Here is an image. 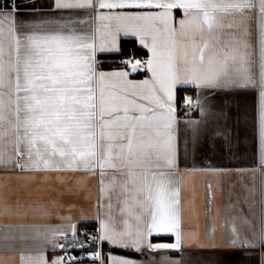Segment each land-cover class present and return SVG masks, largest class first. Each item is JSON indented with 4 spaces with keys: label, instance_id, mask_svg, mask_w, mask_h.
<instances>
[{
    "label": "snow or ice",
    "instance_id": "snow-or-ice-1",
    "mask_svg": "<svg viewBox=\"0 0 264 264\" xmlns=\"http://www.w3.org/2000/svg\"><path fill=\"white\" fill-rule=\"evenodd\" d=\"M20 5L41 11L36 0H0V167L56 174L61 183L79 172L95 176L99 225L90 244L75 223L4 225L0 241L38 242L35 254L21 253V264H80L82 257L69 255L75 248H95L93 264H140L133 254L178 250L195 235L184 231L178 126L196 138L200 121L178 119V97L204 115L206 96L254 92L264 169V0H52L67 15L31 21L18 18ZM127 38L146 50L143 57L127 52ZM100 53L126 58L104 71ZM187 88L197 90L195 98L180 96ZM245 191L259 218L241 215L240 228L233 218L223 243L247 256L264 249V186L259 201L255 185ZM0 209L18 214L22 205L0 199ZM162 235L174 242H152ZM206 240L211 246L207 228ZM49 245L63 255L50 259Z\"/></svg>",
    "mask_w": 264,
    "mask_h": 264
},
{
    "label": "crops",
    "instance_id": "crops-1",
    "mask_svg": "<svg viewBox=\"0 0 264 264\" xmlns=\"http://www.w3.org/2000/svg\"><path fill=\"white\" fill-rule=\"evenodd\" d=\"M35 7L41 11L30 13L20 5L18 18L31 21L40 17L59 19L67 15L52 8V0H36ZM124 41H132V38ZM142 51L145 53L146 50ZM97 58L102 61L101 70L112 71L120 67L107 65L112 60L121 61L126 57L118 53H100ZM135 78L145 77L138 75ZM196 91L182 89L180 96L195 98ZM205 98L206 112L201 115L198 109L185 108L178 97V119L200 121V132L196 138H193L186 124L180 123L178 126V179L184 231L195 235L192 238L186 236L178 250L133 254L132 258L140 264H152L153 261L164 264L161 257L179 261V264H264V256L261 255L264 249H250L249 255L244 256L240 251H230L223 243L231 235L233 218H236L235 225L240 228L243 227L239 219L241 215L251 218L253 211L257 219L260 215L259 204L250 210L249 203L244 199L247 195L245 188L255 185L256 200L259 201V190L264 186V169L260 167L252 123L255 93L219 91ZM97 194V178L88 173H76L61 183L56 174L10 171L0 167V199L19 201L22 205L18 214L15 210L5 213L0 209V235L3 234L4 225L40 227L75 223L78 235L84 241L92 228L99 227L95 220ZM61 216L71 219L62 220ZM206 228L211 232V246L206 240ZM15 235L19 237L20 233ZM24 235L31 237L33 233L26 232ZM174 239L173 236L162 235L153 237L152 242L172 243ZM4 244L7 247H3ZM37 244L31 239L0 241V264H21V253L35 254ZM94 250L92 248L89 252ZM108 250V246H105L104 251ZM45 254L51 259L63 252L60 249L53 250L49 245L46 246ZM119 254L124 253L121 251Z\"/></svg>",
    "mask_w": 264,
    "mask_h": 264
},
{
    "label": "built area",
    "instance_id": "built-area-1",
    "mask_svg": "<svg viewBox=\"0 0 264 264\" xmlns=\"http://www.w3.org/2000/svg\"><path fill=\"white\" fill-rule=\"evenodd\" d=\"M139 57H143V56H139L138 55V58ZM96 230L97 229H92V230H90L87 234H86V236H85V238H84V241L86 242V243H91L90 242V240L88 239V236H89V234H94L95 232H96ZM92 248H89L87 251H85V250H83V249H79V250H76V251H74V250H70V252H69V255H71V256H77V257H82L83 259L80 261V263H83V262H93L91 259H90V256H89V250H91ZM63 255V254H62Z\"/></svg>",
    "mask_w": 264,
    "mask_h": 264
},
{
    "label": "trees",
    "instance_id": "trees-1",
    "mask_svg": "<svg viewBox=\"0 0 264 264\" xmlns=\"http://www.w3.org/2000/svg\"><path fill=\"white\" fill-rule=\"evenodd\" d=\"M123 43H124L125 49L127 50V52L129 54H133V52L135 51V54L137 56L138 55L139 56H144V52L138 46H135V49H134V45H133V42L132 41H124ZM107 67H121V64H120V61L112 60V62L109 63L107 65Z\"/></svg>",
    "mask_w": 264,
    "mask_h": 264
}]
</instances>
